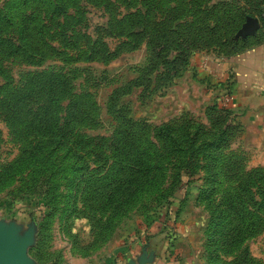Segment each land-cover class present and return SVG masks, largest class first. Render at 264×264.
<instances>
[{
  "label": "rangeland",
  "instance_id": "obj_1",
  "mask_svg": "<svg viewBox=\"0 0 264 264\" xmlns=\"http://www.w3.org/2000/svg\"><path fill=\"white\" fill-rule=\"evenodd\" d=\"M205 1L155 0L157 13L154 18L158 19L171 7L180 11L181 16L186 12L188 16L190 10ZM218 1L223 0H208L210 3ZM238 1L232 3L228 0L224 4L236 15L243 10L257 11L253 0ZM136 8L143 9L140 0H0V13L9 16L13 23L0 33V37L14 40L23 27L35 52L30 59H25L0 51V222L13 224L21 237L23 232H29L31 243L26 255L31 264H126V248L136 240L148 242L150 229H156L161 234L160 240L177 249L183 257L191 256L198 264H206L208 208L197 198L203 187L201 172L180 170L175 173L163 169L166 171L152 176L149 183L133 184L135 192L127 183L132 178L122 174L117 182L103 188L96 195L99 201L92 204L82 200L86 197L82 190L84 183L79 184L74 201L68 202L69 188L65 183L71 175L68 170H63L55 178L52 207L45 206L42 191H17L25 173L7 179L1 177L4 167L19 156L27 142L15 135L5 120L6 98L29 77L41 71L60 73L67 81L66 92L58 101V125L62 123L66 105L74 98L81 97L90 106L87 116L69 129L82 141L81 144L67 141L74 155L69 156V151L62 149L52 155L62 167L81 163L96 167L99 175H105L114 159L111 150L106 146L93 147L87 141L100 138V143L105 145L117 137V131L124 128L122 117L133 122L129 131L139 139L144 137L156 143L154 132L161 125L175 128L182 118H186L191 123L200 122L207 126V108L214 103L199 113L180 108L173 100V87L194 52L212 50L217 55L223 54L213 45L193 50L188 53L178 76L162 79L164 66L153 58L146 38L134 41L128 37L124 17ZM237 32L235 37L239 36ZM209 39L213 41V38ZM205 41L211 42L199 38L197 46ZM98 42L107 51L121 46L116 55L106 60L98 56L91 60L65 61L56 54L61 51L75 57L78 53H87L91 44L93 48H101ZM172 55L170 53L168 58ZM221 89L219 107L226 109L229 101L224 102L223 97L230 92L225 86ZM38 97L24 103L21 112L24 118L38 110L41 105ZM110 102L113 103L111 110ZM50 151L48 157H51ZM167 162L168 156H165L156 164L163 168V163ZM172 173L177 176L172 178ZM167 191L170 193L164 196ZM129 192L131 195L126 196ZM48 212L50 215L43 223V215ZM261 218V230L242 245L246 246L251 257L264 261V213ZM254 252L262 256L258 257Z\"/></svg>",
  "mask_w": 264,
  "mask_h": 264
},
{
  "label": "trees",
  "instance_id": "obj_2",
  "mask_svg": "<svg viewBox=\"0 0 264 264\" xmlns=\"http://www.w3.org/2000/svg\"><path fill=\"white\" fill-rule=\"evenodd\" d=\"M227 1L210 3L207 0L190 10L188 16L187 12L181 16L180 11L171 7L155 19V0H140L143 9L136 8L124 17L129 29L128 37L134 41L146 38L153 58L160 60L164 66L162 79L170 80L178 76L188 53L193 50L213 45L223 56H228L242 48L248 38L235 37V34L247 16L256 17L260 27L264 28V0H253L257 11L243 10L237 15L226 7L224 3ZM231 1L234 3V0ZM12 24L9 16L0 13V33ZM199 38H207L208 41L213 38V41H205L197 46ZM91 45L87 53H78L75 57L61 51H56V54L65 61L78 58L91 60L98 56L106 60L116 55L121 46L107 51L101 43V48H93ZM1 50L8 56L20 55L25 59H30L35 53L23 27L18 30L14 40L0 37ZM170 53L173 55L168 58ZM66 84V78L62 74L41 71L29 77L8 95L4 104L5 120L12 132L27 142L19 156L4 167L1 177L7 179L14 174L25 173L17 191H42L45 206L52 207L55 201V178L63 170H68L67 173L71 175L65 183L69 188V193L66 194L68 202L74 201L79 184L84 183L82 190L86 197L82 200L92 204L99 201L96 195L103 188L117 182L122 174L132 178L127 183L133 188L132 192H135L133 184H147L152 176L160 175L161 171H198L203 173V187L199 189L197 198L204 201L208 208L205 227L206 264H264L261 263L264 261L251 257L246 246L242 245L262 228L264 165L246 168L243 155L230 148L232 135L238 125L232 123L227 109L217 104L210 105L207 108V126L200 122L191 123L186 118H182L175 128L161 125L154 132L157 143L144 137L139 139L129 131L133 122L122 117L125 124L124 128L117 131V137L110 139L105 145L100 143V138L87 141L93 147H109L114 157L107 173L99 175L96 167L81 163L62 167L52 156L59 149L69 151V156L74 155L67 141L78 144L82 141L77 135H72L69 129L87 116L90 107L85 99L74 98L66 105L62 123L58 125V101L66 92ZM224 86L228 89L226 84ZM37 96L41 98L40 107L29 118H24L21 113L24 103ZM113 97L115 96L112 95ZM112 105L110 102V110ZM49 151L51 157H48ZM165 156H168V162L163 163V168H159L156 163ZM176 176L174 173L171 175L172 178ZM178 180H175L174 186ZM169 193L167 191L164 196ZM128 195L131 192L126 196ZM49 215L50 212L43 215V223Z\"/></svg>",
  "mask_w": 264,
  "mask_h": 264
},
{
  "label": "crops",
  "instance_id": "obj_3",
  "mask_svg": "<svg viewBox=\"0 0 264 264\" xmlns=\"http://www.w3.org/2000/svg\"><path fill=\"white\" fill-rule=\"evenodd\" d=\"M246 37L247 43L228 56L212 50L191 54L173 87V100L180 108L199 113L212 103L219 106L221 88L226 84L231 96L226 109L232 123L238 125L230 148L241 153L246 168H251L264 165V28L259 24L256 32ZM148 235V242L136 240L126 248V264H137L143 252L144 264H198L160 240L156 229H150Z\"/></svg>",
  "mask_w": 264,
  "mask_h": 264
},
{
  "label": "water",
  "instance_id": "obj_4",
  "mask_svg": "<svg viewBox=\"0 0 264 264\" xmlns=\"http://www.w3.org/2000/svg\"><path fill=\"white\" fill-rule=\"evenodd\" d=\"M258 27V19L247 16L237 34L240 37L250 36ZM17 230L13 224L5 225L0 222V264H31L30 258L26 255V249L31 243L30 234L28 231L23 232L21 237ZM144 256L145 252L138 258L137 264H144L146 261Z\"/></svg>",
  "mask_w": 264,
  "mask_h": 264
},
{
  "label": "built area",
  "instance_id": "obj_5",
  "mask_svg": "<svg viewBox=\"0 0 264 264\" xmlns=\"http://www.w3.org/2000/svg\"><path fill=\"white\" fill-rule=\"evenodd\" d=\"M230 99H231V96H230V95H225V96L223 97V101H224V102L230 101Z\"/></svg>",
  "mask_w": 264,
  "mask_h": 264
}]
</instances>
